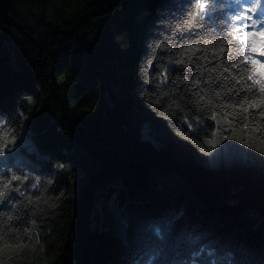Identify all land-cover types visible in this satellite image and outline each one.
Here are the masks:
<instances>
[{
    "label": "trees",
    "instance_id": "1",
    "mask_svg": "<svg viewBox=\"0 0 264 264\" xmlns=\"http://www.w3.org/2000/svg\"><path fill=\"white\" fill-rule=\"evenodd\" d=\"M230 4L196 16L191 0H15L39 46L14 30V62L0 57V126L15 138L0 178L27 177L0 226L21 245L38 233L54 264H264V144L226 123L223 151L205 143L219 126L201 98L246 94L216 55L232 47Z\"/></svg>",
    "mask_w": 264,
    "mask_h": 264
},
{
    "label": "snow or ice",
    "instance_id": "2",
    "mask_svg": "<svg viewBox=\"0 0 264 264\" xmlns=\"http://www.w3.org/2000/svg\"><path fill=\"white\" fill-rule=\"evenodd\" d=\"M207 3L208 0H191L194 15L208 14L206 11ZM257 8H259L258 12L256 11ZM229 9L233 14L227 20L230 30L226 35L228 37L227 42L232 47L227 49L220 47L216 55L223 58L227 52V58L234 62L229 67H225L220 76L226 81L231 79L235 81L236 85H240V88L236 90V95H239L240 92L246 94L239 102L228 104H217L214 98H201L205 107L212 111L211 119L216 121L219 126L217 131L212 133L214 138L205 141L213 148L216 147L217 143L215 137L224 130L225 123L231 127L233 133L239 128L245 138L251 136L260 144H264V0H234V4H230ZM234 21H243V23H234ZM186 51L192 53L193 49L189 48ZM232 69H239V73L233 74ZM212 71H216V69L213 68ZM224 73L230 75L225 77ZM234 88L235 85L230 87L228 91L232 92ZM214 96L220 98L221 93L215 92ZM216 109L220 110V119L217 118ZM249 128L251 129L250 132L248 131ZM225 138L238 139L241 143L247 142L246 139H241V135H231ZM14 141L15 138L7 127L0 126V152ZM248 146L254 147L252 143H249ZM257 150L264 152V148ZM25 180L27 177L22 178L15 175L9 176L7 179L0 178V204L9 199L10 192H17L20 196H24L20 186H13V182L18 181L22 185ZM39 185L40 181L36 180L31 187L37 188ZM155 231L159 234L160 230L155 229ZM28 239L31 240L32 237L28 236ZM36 239H39L38 233ZM10 241H15L17 248L23 243L18 235H13L12 229L7 225L0 226V251L11 247ZM0 264H5V261L0 260Z\"/></svg>",
    "mask_w": 264,
    "mask_h": 264
},
{
    "label": "rangeland",
    "instance_id": "3",
    "mask_svg": "<svg viewBox=\"0 0 264 264\" xmlns=\"http://www.w3.org/2000/svg\"><path fill=\"white\" fill-rule=\"evenodd\" d=\"M137 2L138 0H132V4L134 3V5H136ZM21 17L27 24L31 23L30 20L32 19V14L30 13V10H22ZM4 30L8 32V36L2 46L0 57L3 58V60L14 62L19 36L15 33L16 31L14 32L15 29L11 27L9 28L7 25L0 24L1 33ZM228 136L229 135H226L223 138ZM215 139L217 143L222 141L219 133ZM236 140L237 139H230L229 142L231 141L234 143ZM224 146L225 152L228 151L227 146ZM221 150V147L217 146L214 153L218 155ZM31 237L32 239L29 240L27 244H23L19 248L11 246L3 251H0V260L5 261V264H54L56 256H48L40 239L37 240L34 235Z\"/></svg>",
    "mask_w": 264,
    "mask_h": 264
},
{
    "label": "water",
    "instance_id": "4",
    "mask_svg": "<svg viewBox=\"0 0 264 264\" xmlns=\"http://www.w3.org/2000/svg\"><path fill=\"white\" fill-rule=\"evenodd\" d=\"M15 0H0V24L7 25L9 28H13L18 31L22 36L31 40L35 45L39 46L35 39L25 30L23 25L19 23L13 16L11 12L14 9ZM8 36L7 31H0V52L4 42L6 41ZM42 51V50H40Z\"/></svg>",
    "mask_w": 264,
    "mask_h": 264
}]
</instances>
